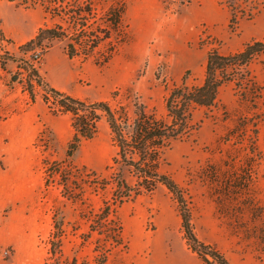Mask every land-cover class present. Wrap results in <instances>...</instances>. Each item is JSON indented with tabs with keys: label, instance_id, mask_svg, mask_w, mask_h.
Returning a JSON list of instances; mask_svg holds the SVG:
<instances>
[{
	"label": "rangeland",
	"instance_id": "rangeland-1",
	"mask_svg": "<svg viewBox=\"0 0 264 264\" xmlns=\"http://www.w3.org/2000/svg\"><path fill=\"white\" fill-rule=\"evenodd\" d=\"M73 1L0 0L9 37L0 54L17 57L5 69L0 64V264H99L105 251V264H206L189 248L180 205L165 186L116 208L119 247L92 231L104 201L112 200L110 190L95 188L109 177L116 155L109 126L102 121L98 135L68 159L71 118L54 114L45 96L55 88L116 106L139 95L165 117L171 89L203 82L209 52L233 54L264 41V0H236L234 9L228 0H125L126 41L108 63L97 64L107 55L105 45L70 58L69 39L52 40L43 54L35 46L24 55L20 46L40 29L69 26L63 7ZM112 1L97 0L96 12ZM76 29L72 38H82ZM32 64L43 81L33 95L24 70ZM248 79L257 89L254 102L244 100L234 83L224 85L213 108L194 111L192 136L173 143L161 166L181 187L198 239L231 264H264V56L250 65ZM49 162L76 168L67 194L61 177L50 178ZM58 222L61 246L52 252Z\"/></svg>",
	"mask_w": 264,
	"mask_h": 264
},
{
	"label": "trees",
	"instance_id": "trees-1",
	"mask_svg": "<svg viewBox=\"0 0 264 264\" xmlns=\"http://www.w3.org/2000/svg\"><path fill=\"white\" fill-rule=\"evenodd\" d=\"M96 1L70 2L69 7H63L67 10L65 12L69 21L68 27L59 25L57 29L50 27L40 29L36 37L20 46V51L25 55L36 46L43 54L52 40L69 39L67 54L70 58L79 55V52L85 49L86 54L91 55L101 45H105L107 55L101 61H97V64L108 63L126 41L124 19L127 2L113 0L107 7L101 6V11L97 13L99 6ZM235 1L228 0L232 9ZM98 2L102 4V0ZM72 20L73 25L70 24ZM230 22H236L235 13L232 14ZM76 27H78L76 32L84 34L80 39L72 38L75 34L73 29ZM45 39L48 43H44ZM6 40L9 39H6L0 21V43ZM261 56H264L263 40L249 42L242 50L233 54L225 55L218 50L209 52L203 82L195 86L183 83L171 89L165 100V117L150 109L139 95L133 101L114 106L109 100L90 102L50 88L52 96H45L46 103L52 100L50 109L54 114H68L71 117L73 137L67 149L68 159L73 157L83 142L91 141L98 135L102 121L108 124L113 145L116 147V155L107 167L110 171L109 177L101 179V183L95 187L104 192L110 190L112 200L104 201V206L95 217L98 229L92 227V231L97 230L101 237L107 238L111 247H119L122 244L123 229L121 223L112 217L116 208L142 195L151 194L160 186H165L180 205L182 225L189 248L206 264H231L220 250L198 239L181 187L170 175L162 171L161 166L166 151L173 143L192 136L195 126L194 111L197 108H213L224 85L234 83L244 100L254 102L253 100L257 98V89L255 91L248 87L249 67ZM16 60V55L8 50L0 54L2 69H5L9 62ZM24 70L28 71L27 82L33 95L35 87L42 86V78L34 64ZM47 165L50 178L54 180L56 176L61 177L60 184L64 187V194H67V182L72 177L70 173L76 168L70 162L68 164L49 162ZM86 170V167H83L82 172ZM55 226L57 230L55 235L59 236L52 243L54 248L52 252L61 246V224L58 222ZM106 253L107 251L99 264L107 262Z\"/></svg>",
	"mask_w": 264,
	"mask_h": 264
},
{
	"label": "crops",
	"instance_id": "crops-1",
	"mask_svg": "<svg viewBox=\"0 0 264 264\" xmlns=\"http://www.w3.org/2000/svg\"><path fill=\"white\" fill-rule=\"evenodd\" d=\"M3 32H4V34H5V36H6V38H9L8 37V35H7V33L5 32V30L3 29ZM56 85V84H55ZM57 86V85H56ZM60 88V87H59ZM67 88V87H66ZM66 88H62V89H66ZM64 117H69L70 115H68V114H64L63 115ZM71 118V117H70ZM195 253V252H194Z\"/></svg>",
	"mask_w": 264,
	"mask_h": 264
},
{
	"label": "built area",
	"instance_id": "built-area-1",
	"mask_svg": "<svg viewBox=\"0 0 264 264\" xmlns=\"http://www.w3.org/2000/svg\"><path fill=\"white\" fill-rule=\"evenodd\" d=\"M39 59V55L36 56V60Z\"/></svg>",
	"mask_w": 264,
	"mask_h": 264
},
{
	"label": "water",
	"instance_id": "water-1",
	"mask_svg": "<svg viewBox=\"0 0 264 264\" xmlns=\"http://www.w3.org/2000/svg\"><path fill=\"white\" fill-rule=\"evenodd\" d=\"M16 78H17L16 76L13 77V79H16Z\"/></svg>",
	"mask_w": 264,
	"mask_h": 264
}]
</instances>
